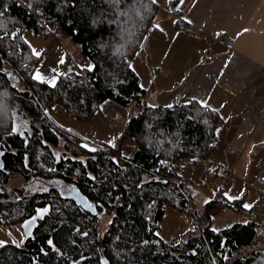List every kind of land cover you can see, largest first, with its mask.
Listing matches in <instances>:
<instances>
[{
	"label": "trees",
	"instance_id": "1",
	"mask_svg": "<svg viewBox=\"0 0 264 264\" xmlns=\"http://www.w3.org/2000/svg\"><path fill=\"white\" fill-rule=\"evenodd\" d=\"M158 11L155 0H0V225L23 222L30 229L22 244L0 245V264H104L103 258L107 264H223L255 245L253 220L212 227L226 207L245 210L241 198L231 200L223 189L205 204L208 224L200 232L178 243L158 233L166 206L192 211L181 171L211 155L222 122L216 109L196 99L149 103L131 60ZM25 30L68 36L92 66L64 68L54 84L36 78L42 56ZM9 69L24 89L12 83ZM107 100L130 107L132 115L114 144L92 150L50 112L60 105L72 117L91 119ZM17 107L29 119L26 134L15 130ZM127 138L135 145L124 153ZM60 141L66 152L57 156L52 146ZM13 175L22 187L9 186ZM73 186L101 217L112 215L102 236L100 217L66 198ZM255 246L236 264H264V246Z\"/></svg>",
	"mask_w": 264,
	"mask_h": 264
},
{
	"label": "crops",
	"instance_id": "2",
	"mask_svg": "<svg viewBox=\"0 0 264 264\" xmlns=\"http://www.w3.org/2000/svg\"><path fill=\"white\" fill-rule=\"evenodd\" d=\"M155 1L159 11L154 25L131 60L147 89L149 103L173 105L196 99L216 109L222 119L215 150L208 158L186 165L192 166L196 174L184 176L189 179L187 186L194 195L199 193L194 180L201 174L202 178L207 169L211 174V165L217 166L216 175L225 165V173L233 180L231 189L224 193L231 200L241 198L245 209L249 207L250 220L260 224L264 217V184L258 181L257 165L264 159V0ZM150 31L153 37L147 38ZM219 32L236 38L234 50L216 40ZM206 55L209 59L204 61ZM91 66L90 61L85 67ZM111 101L101 104L91 119L79 120L69 117L63 107L53 108L64 126L78 129L84 137L102 133V139H111L112 143L103 140L101 145L114 144L124 127L115 125L110 112H123L125 126L132 109ZM105 105L108 111L103 109ZM124 141L134 148L132 139ZM231 167H236L235 174L226 171ZM255 245L264 246V225Z\"/></svg>",
	"mask_w": 264,
	"mask_h": 264
},
{
	"label": "rangeland",
	"instance_id": "3",
	"mask_svg": "<svg viewBox=\"0 0 264 264\" xmlns=\"http://www.w3.org/2000/svg\"><path fill=\"white\" fill-rule=\"evenodd\" d=\"M169 3V1H168ZM169 5V4H168ZM160 30H165L160 25H157ZM50 29L55 30L56 25H50ZM148 34V37H153V34ZM25 40L30 44L31 48L37 55H41L40 65L35 73V77L40 80H45L50 84H54L58 78V74L61 73L64 68L67 71L74 70L80 67L86 66L90 62L88 58H86L80 49V45L71 41L68 36L62 35L60 36V40L54 34H50L48 36L44 35H35L31 33L29 30H25L24 32ZM155 39V38H154ZM69 58L68 65H64L65 61ZM9 78L11 79L12 83L18 87L19 89H24V84L21 80L16 76L14 70L9 69L7 70ZM146 84V83H145ZM112 102V101H111ZM61 107L60 105H56ZM120 106V105H119ZM62 108V107H61ZM122 108V106H121ZM130 108V107H127ZM105 111H108L107 106L103 107ZM65 111V110H64ZM51 114L56 118H59L58 112L56 108L52 109ZM65 113L70 117V115L65 111ZM15 114V130L18 133L26 134L30 131L29 119L26 115L17 107L14 110ZM111 119L115 117V119L120 120V128L124 127V120H123V112H110ZM74 121L79 122V120L72 118ZM72 129V127H70ZM80 128V127H78ZM78 130V129H76ZM117 131V129H116ZM81 132V131H77ZM115 134V133H113ZM85 143L84 145L89 148L93 149L105 142L112 143L111 139H102V133L97 136L94 134H85ZM55 154L57 156L65 155L66 149L64 147V142L60 141L57 146H52ZM130 148V149H129ZM133 149L131 143H127L124 141L123 145V152L129 153ZM200 164H198L199 166ZM211 174L205 171L203 173V177L201 178L202 174L198 177L197 180H194V187L199 190V193H195L193 190L189 189L191 192L189 206L193 212L196 214H192L191 212H180L176 210L172 206L165 207V216L160 223L159 228V235H161L166 241L178 243L181 240H185L190 234L200 232L207 224L208 220L203 216V208L205 204L215 198L218 191L223 189V191H229L231 189L233 180L232 177L227 176L225 173V165H222L221 172L216 175L217 166H209L208 167ZM194 168L192 166H185L181 174L183 176L192 177V174L195 173ZM196 175V174H195ZM194 175V176H195ZM193 176V178H194ZM229 179V181H227ZM9 186H23L21 179L12 176L9 180ZM31 190V189H29ZM249 209V207H246ZM236 211L230 207H226L219 215L215 216L212 221V227L216 230L225 228L228 226L233 225L236 222H245L250 220L249 211ZM112 219V215L105 214L103 215L99 229L101 236L104 234V231L108 224ZM27 236V231L25 224L23 222H14L9 226H2L0 225V245L6 243H15V244H22Z\"/></svg>",
	"mask_w": 264,
	"mask_h": 264
},
{
	"label": "built area",
	"instance_id": "4",
	"mask_svg": "<svg viewBox=\"0 0 264 264\" xmlns=\"http://www.w3.org/2000/svg\"><path fill=\"white\" fill-rule=\"evenodd\" d=\"M216 40L221 43L222 45H224L228 50H234L235 48V44H236V38L226 34L224 32H219L216 35ZM206 54H208V52H206ZM209 58L206 55L204 57V61H207ZM115 125L119 126V120L116 119L115 120ZM258 170H259V175H258V181L262 184H264V159H260L258 162ZM227 172L229 173H236L237 169L236 167H231V168H227L226 169ZM252 187L257 188L259 190L258 187H256L255 184H251ZM261 191V190H260ZM264 225V217L262 219V223L259 224L258 226V230H257V236L260 233V230L262 228V226ZM257 249V246L250 244L246 249L244 250H240L235 252L232 255H229L225 258V261L223 264H236L237 261H244L247 260L251 257V255L253 254V252Z\"/></svg>",
	"mask_w": 264,
	"mask_h": 264
},
{
	"label": "water",
	"instance_id": "5",
	"mask_svg": "<svg viewBox=\"0 0 264 264\" xmlns=\"http://www.w3.org/2000/svg\"><path fill=\"white\" fill-rule=\"evenodd\" d=\"M2 168V166H0ZM66 198L75 202L78 206H80L85 211L91 213L92 215H97L96 207L90 202L88 197L82 193V191L77 187H71L69 190H67ZM37 220L35 218L34 220H30L29 223H33ZM104 264H107L106 258H103Z\"/></svg>",
	"mask_w": 264,
	"mask_h": 264
},
{
	"label": "flooded vegetation",
	"instance_id": "6",
	"mask_svg": "<svg viewBox=\"0 0 264 264\" xmlns=\"http://www.w3.org/2000/svg\"><path fill=\"white\" fill-rule=\"evenodd\" d=\"M48 184H49L48 182H47V183H44V185H48ZM39 186H40V184H39ZM77 206H78V205H77ZM79 207H80V206H79ZM86 212H87V211H86ZM96 212H97V215H92L91 213H90V214H91L92 216H96V217L98 216V217H100L99 221H101L102 217L100 216V213L97 211V208H96ZM88 213H89V212H88ZM25 227H26L27 236H28V234L30 233V232H29L30 229H29L26 225H25ZM27 236H26V238H27ZM25 240H26V239H25Z\"/></svg>",
	"mask_w": 264,
	"mask_h": 264
},
{
	"label": "bare ground",
	"instance_id": "7",
	"mask_svg": "<svg viewBox=\"0 0 264 264\" xmlns=\"http://www.w3.org/2000/svg\"><path fill=\"white\" fill-rule=\"evenodd\" d=\"M99 218V217H98Z\"/></svg>",
	"mask_w": 264,
	"mask_h": 264
}]
</instances>
